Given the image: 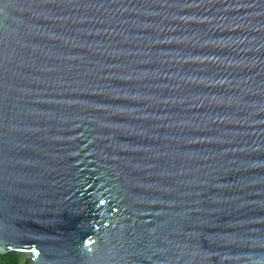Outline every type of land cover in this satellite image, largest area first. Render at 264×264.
Returning <instances> with one entry per match:
<instances>
[{"label":"water","instance_id":"1","mask_svg":"<svg viewBox=\"0 0 264 264\" xmlns=\"http://www.w3.org/2000/svg\"><path fill=\"white\" fill-rule=\"evenodd\" d=\"M264 264V0H0V254Z\"/></svg>","mask_w":264,"mask_h":264},{"label":"trees","instance_id":"2","mask_svg":"<svg viewBox=\"0 0 264 264\" xmlns=\"http://www.w3.org/2000/svg\"><path fill=\"white\" fill-rule=\"evenodd\" d=\"M0 264H30L29 259L16 251L0 254Z\"/></svg>","mask_w":264,"mask_h":264},{"label":"rangeland","instance_id":"3","mask_svg":"<svg viewBox=\"0 0 264 264\" xmlns=\"http://www.w3.org/2000/svg\"><path fill=\"white\" fill-rule=\"evenodd\" d=\"M23 256H26L24 253H21ZM30 264H33V262L29 259Z\"/></svg>","mask_w":264,"mask_h":264}]
</instances>
